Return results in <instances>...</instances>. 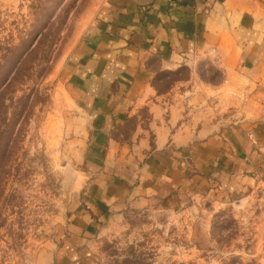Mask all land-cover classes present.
I'll return each mask as SVG.
<instances>
[{
	"label": "crops",
	"instance_id": "obj_1",
	"mask_svg": "<svg viewBox=\"0 0 264 264\" xmlns=\"http://www.w3.org/2000/svg\"><path fill=\"white\" fill-rule=\"evenodd\" d=\"M210 63L221 80L203 74ZM183 66L191 74L170 89L153 84ZM57 73L40 128L83 202L41 264H96L80 245L102 217L167 203L190 162L234 184L264 170V0H92Z\"/></svg>",
	"mask_w": 264,
	"mask_h": 264
},
{
	"label": "rangeland",
	"instance_id": "obj_2",
	"mask_svg": "<svg viewBox=\"0 0 264 264\" xmlns=\"http://www.w3.org/2000/svg\"><path fill=\"white\" fill-rule=\"evenodd\" d=\"M91 5L92 0H0L2 62L13 56L12 46L25 41L24 56L36 46L7 96L22 99L7 114L13 122L30 94L15 125L18 151L0 194V264L45 262L56 239L62 246L70 234L67 219L83 202L75 168L54 161L40 126L53 108L60 63L84 29ZM202 72L221 80L211 63ZM190 74H161L157 89L166 91ZM190 171V183L167 203L153 198L108 212L80 249L96 264H264V170L257 167L235 184L213 168L200 171L190 162Z\"/></svg>",
	"mask_w": 264,
	"mask_h": 264
},
{
	"label": "trees",
	"instance_id": "obj_3",
	"mask_svg": "<svg viewBox=\"0 0 264 264\" xmlns=\"http://www.w3.org/2000/svg\"><path fill=\"white\" fill-rule=\"evenodd\" d=\"M46 26V25H44ZM47 27V30L48 31ZM45 32H41L39 36L40 40L45 36ZM25 41L20 43L17 46H12L9 48V51L14 50L13 56L6 62H2L0 59V194L3 195L6 188V181L8 178V174L10 172V164L12 160L16 157L17 153V137L19 136V132H15L17 121L21 118L25 108L27 107V103L29 101L30 94L23 97L26 98V102H22L21 106L18 107L16 110L17 119L13 122L8 120L7 114L9 113V109L11 105H14L16 102H21L22 99L19 101L8 98L7 96L11 91L14 89V82L21 76L22 69L24 66V62L26 58H28L29 54H31L34 50L31 49L30 51H26L27 54L24 56V48ZM189 70L188 67L183 66L175 71H162L157 73V76L154 79L153 84L157 87L156 81L159 80L161 74H179L182 70ZM188 76L176 78L174 81H179L186 79ZM7 100H10L12 104H7ZM29 107V106H28ZM121 133L124 135H128L130 133V125L123 130ZM2 191V193H1ZM0 195V197H1Z\"/></svg>",
	"mask_w": 264,
	"mask_h": 264
}]
</instances>
